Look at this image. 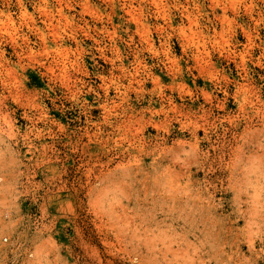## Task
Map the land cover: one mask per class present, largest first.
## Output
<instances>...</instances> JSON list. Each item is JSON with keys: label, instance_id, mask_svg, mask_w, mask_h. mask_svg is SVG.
Listing matches in <instances>:
<instances>
[{"label": "rangeland", "instance_id": "rangeland-1", "mask_svg": "<svg viewBox=\"0 0 264 264\" xmlns=\"http://www.w3.org/2000/svg\"><path fill=\"white\" fill-rule=\"evenodd\" d=\"M0 264H264V0H0Z\"/></svg>", "mask_w": 264, "mask_h": 264}, {"label": "bare ground", "instance_id": "bare-ground-1", "mask_svg": "<svg viewBox=\"0 0 264 264\" xmlns=\"http://www.w3.org/2000/svg\"><path fill=\"white\" fill-rule=\"evenodd\" d=\"M62 14V13H61ZM64 57V56H63ZM65 58V57H64ZM62 61V60H61ZM173 61V60H172ZM65 62V61H64ZM174 62V61H173ZM66 63V62H65ZM54 65V64H53ZM59 66V65H58ZM67 67V66H66ZM50 69H51V67H50ZM54 70V69H53ZM66 70V69H65ZM55 72V71H54ZM69 72V71H68ZM63 75H65V74H63ZM240 92V91H239ZM171 101V100H170ZM242 106V105H241ZM229 118V117H228ZM129 120V119H128ZM124 125V124H123ZM155 125V124H154ZM134 157V156H133ZM132 162H133V160H132ZM135 162V161H134Z\"/></svg>", "mask_w": 264, "mask_h": 264}]
</instances>
